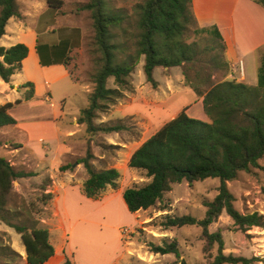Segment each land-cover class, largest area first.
<instances>
[{
    "label": "trees",
    "instance_id": "obj_1",
    "mask_svg": "<svg viewBox=\"0 0 264 264\" xmlns=\"http://www.w3.org/2000/svg\"><path fill=\"white\" fill-rule=\"evenodd\" d=\"M264 9V0H250ZM18 0H0V39L11 18L22 20ZM51 8L58 9L59 0H47ZM91 12L94 28V44L100 53L96 60L97 69L92 76L93 89L88 94L89 106L77 118L78 125L85 126V133L111 132L118 127L95 124L98 112H105L131 89L129 82L133 69L143 57L145 81L153 88L157 82L153 78L155 68L184 67V83L198 97H202V109L208 121L190 118L182 110L174 118L165 122L131 153L127 166L144 172L147 182L132 184L122 192V198L130 213L146 211L161 204L164 194L171 191L174 184L206 179H219L217 195L212 201H203L206 208L203 219L197 220L189 215L164 214L161 225L167 228H181L197 225L201 228L200 240L204 242L202 251L215 255L208 264H253L264 259L245 258L232 253H224L221 230L213 233L208 228L225 213L233 227L241 233L252 228L264 230V215L259 212L240 213L233 207L234 198L227 188V182L235 180L241 172L261 169L258 160L264 155V56L257 70V85L251 86L234 80L212 82L210 73L199 74L196 70L198 46L195 41L188 42L190 34L194 37L208 34L196 28L191 9V0H143L134 8L137 13V29L133 51L127 43L117 42L113 30L123 21L124 13L108 7L106 0H90L82 6ZM127 38V35L125 36ZM223 46L221 45V49ZM60 48V47H56ZM38 50V48H37ZM68 49L60 64L68 65ZM28 49L23 44L9 48L0 45V80L10 84L13 75L21 70V63L27 57ZM220 69H226V62L215 56ZM192 73V75L190 74ZM113 78L115 88L107 87V80ZM76 82V81H75ZM26 89L24 100H30L34 86L27 82L20 89ZM21 100L0 106V129L16 125L9 110L20 104ZM74 137V136H73ZM71 137V138H73ZM93 155L86 152L85 157L76 161L83 164L87 179L82 185V193L88 199H96L107 188H117L119 173L116 169L96 170L91 163ZM71 164L62 165L64 172ZM32 172L15 170L5 159L0 158V221L20 235L25 249L27 264H44L54 254L49 242L48 231L38 227L37 222L23 221V224L10 222L11 216H20L17 211L7 209V203L15 180L32 177ZM44 190V189H42ZM159 211H169L164 204ZM152 254H172L180 258L177 242L162 245L146 244ZM5 251L20 260L14 250ZM180 264H188L180 260ZM63 264H73L66 258Z\"/></svg>",
    "mask_w": 264,
    "mask_h": 264
},
{
    "label": "rangeland",
    "instance_id": "obj_2",
    "mask_svg": "<svg viewBox=\"0 0 264 264\" xmlns=\"http://www.w3.org/2000/svg\"><path fill=\"white\" fill-rule=\"evenodd\" d=\"M22 1L20 0L17 4L20 11L25 14L24 21L19 25H16V21H10L7 25L8 31L14 35L15 33L21 35V40L19 41H24L29 45L35 43L37 37H39L40 41L47 37L52 39V36L56 37L55 40L68 39V65L66 67L71 77L58 80L56 78L58 77L56 69L38 71L36 64L30 57L25 60L24 69H22L21 63V70L12 77L13 80L18 83V86L24 85L27 82L36 83L40 86L39 90L42 93L45 90L51 92L49 96L50 101L46 103V106H48L49 110L62 111L61 117L58 116L55 125L61 132V142L65 141L68 143L71 146V152L74 153L73 156L67 155L64 157L63 165L71 164L69 169H73L72 165L75 163L74 169L78 168L79 165L76 164V161L85 157L86 152L90 151L94 155L91 163L96 170L110 167L115 163V152L121 150L122 144L130 143L138 145L157 128L154 123L156 125L158 123L155 121L158 117L157 108L164 102L161 96V94H165L163 84L167 79L179 80L180 76L184 82L182 75L184 67L169 69L158 67L155 69L153 71V78L157 84L161 83L162 86L153 88L145 81L142 70L143 57H141L139 64L133 69L129 78L131 89L124 91L123 96L113 105H110L105 112H98L97 118L94 121L95 124L118 128L108 133L96 132L92 135H87L85 133V126L80 125L78 133L73 138H66L64 136L66 131L74 128V126L70 125L72 117H79L81 111L89 106L88 94L93 89L92 76L97 69L96 60L101 57L94 44L95 33L91 12L82 8L90 0H59L62 5L58 9L48 7L46 4L47 0H35L34 12L23 9L21 6ZM106 1L108 7L114 10L119 9L124 13L122 23L119 27L114 28L113 32L117 35L116 41L127 43L128 47H130L129 52H132L135 35L138 33L136 25L138 18L134 7L142 3L143 0ZM18 26H21V32L17 30ZM36 28L37 31L35 30ZM201 29L206 30L208 34H200L194 37V35L189 33L190 38L188 40V42L195 41L198 46L199 53L196 70L198 71L199 69L200 75L203 74V71L205 74L210 73L212 82L221 81L224 79L227 69H220L217 63L211 61V59L217 56L218 59L225 63L224 49H221V45L224 48L222 39L214 32L212 27L199 28V30ZM126 35L127 38H125ZM1 42L3 44L8 43L3 40ZM261 53L259 62H261L264 56V49H262ZM190 74L192 75V73ZM28 77L34 79V82L28 80ZM107 87L115 88L113 78L107 80ZM173 90L178 91L179 86H175ZM168 97L171 96L169 95L166 98ZM191 98L193 97L190 94L181 93L174 97L170 103L173 104V109H177L181 105H186L185 107L191 105L192 108L189 114L192 115V113L195 114L197 112L195 115L201 117L199 120L202 119L201 121L207 122L208 120L202 114L201 104L195 105L194 102H189L188 100L192 101ZM35 101L37 103L43 102L38 99H35ZM27 105L25 104L14 111V115L21 118L18 130L17 127H7L0 130V158L8 160L14 156V159L19 161V163H23L22 161H24L22 166L14 167L15 170H23V167L26 166L25 156H27V161H29L30 165L33 166L37 164L38 160L46 159L44 157L48 155V158L49 154L51 155L50 152L43 150V145L51 146L49 142L30 144L25 133L22 132V128L34 126V124L42 121L38 119V116H31L32 114H28V111L24 112L29 106ZM46 122L48 123L42 126L51 129L53 122L47 120ZM17 144L23 147L18 148L15 154L11 155L9 153L13 149L11 147L17 146ZM4 145L7 146L4 147ZM32 151H34L33 154L30 153ZM99 157H102V159ZM258 165L264 167V155L258 160ZM80 170L81 173L79 172L77 175L86 177L87 173L83 164H81ZM130 171H133V175H130ZM57 175H61L60 170ZM146 182L144 172L127 169L118 185L129 187L132 184H137L140 186ZM219 184V179H206L194 182L191 186H188L185 182L174 184L171 187V191L164 194L162 203L158 204L156 208L136 213L135 217L138 219L137 226L133 227V229H127L128 231L123 236L124 243L129 244L132 242L133 247L132 253H128L129 257L125 264H179V260H184L188 264H208L216 252L214 249L210 254L203 253L204 242L200 240V227L193 225L165 229L161 225V218L164 214L168 213L177 216L189 215L197 220L203 219L206 208L202 202L212 201L216 197ZM51 185V180L48 178L37 180L28 177L15 180L12 183V191L7 203V209L17 211L20 216H11L10 222L13 224H23V221L29 220V223L33 221L37 222L38 227H50L53 229L54 221H48L53 213L50 209L53 204V196L44 192L45 189H48L47 186ZM227 188L234 198L233 207L235 210L243 214L259 212L264 215L263 170L251 169V172L248 173L241 172L235 180L227 182ZM65 203L67 208H75L74 198H66ZM164 204L169 205V211L158 210ZM62 205L63 203L61 202L59 207ZM82 212L83 210H76L73 214L70 213V222L81 225L82 221L80 220L83 219L84 215ZM113 216L116 217L115 219L111 218L114 221H130V218L127 216L116 214ZM65 223L70 224L68 220H65ZM219 229L223 237L225 254L233 253L234 249L238 248L240 250L239 256L264 259V252L254 249L249 252L243 248L245 246L247 248L250 247V245L247 246L249 237L245 236V234L252 233L237 231L233 227L231 219L225 213L221 215L216 223L211 224L208 228L211 233ZM255 232H257L256 229ZM52 240L55 241V238L53 237ZM164 240L167 242H177L180 254L179 259L172 254L158 255L149 252L146 244L162 245ZM16 241L18 242L16 247H19L22 243L20 235L0 221V264H19V259L13 258L11 254L5 251L7 247L14 250ZM253 264L264 263L255 262Z\"/></svg>",
    "mask_w": 264,
    "mask_h": 264
},
{
    "label": "crops",
    "instance_id": "obj_3",
    "mask_svg": "<svg viewBox=\"0 0 264 264\" xmlns=\"http://www.w3.org/2000/svg\"><path fill=\"white\" fill-rule=\"evenodd\" d=\"M19 1L20 0H18V2ZM191 2V9L195 17L196 27L198 29L212 27L214 32L222 39L226 58L225 62L227 64V71L222 80H234L235 82L251 86L257 85V70L260 63L259 56L262 54V49H264V9L250 0H191ZM34 5L35 0H23L21 3L23 9L31 10L32 12L35 11ZM20 13L23 16L22 20L11 18L7 22V25L10 21H16V25L22 23L25 14H23L22 11H20ZM7 25L5 27V34L0 39V45L6 49L16 43H23L27 46L28 54L22 61V69H24L25 60L31 57L38 71L56 69L55 71L58 74L56 78L58 80L71 77L67 67L59 63L60 60L63 59L66 49L69 50L68 39L55 40L56 37L52 36V39L47 37L40 41L39 37H37L36 42L29 45L24 41H19L21 40V35L10 33ZM17 30L21 32V26H18ZM35 30L37 31V28ZM2 40L8 43L3 44L1 42ZM240 61L243 65V75L239 74L237 67ZM178 79L179 80L167 79L163 84L165 94H161V96L164 102L157 108L158 117L155 121L158 123L157 125L154 123L157 128H155L151 134L165 122L174 118L182 110H185L186 115L190 118L198 120L201 118L195 115L197 112H195V114L192 113V115L189 114L192 108L191 105L187 107H185L186 105H181L177 107V109H173V104L170 102L181 93L190 94L193 98H191L192 101H188L194 102L195 105L201 104L202 109V97H198L193 90L184 85L181 76ZM28 80L34 82V79H30L29 77ZM177 85L179 86V90L174 91L173 89ZM33 86V97L30 100H24L23 94L26 92V89L23 88L18 90V83H16L13 78L10 84H6L0 80V106L6 103H13L22 98L20 104L9 110V114L17 122L15 126L9 127H17L18 130L21 118L14 115V111L28 104L29 106L27 105L28 108L24 112L28 111V114H32L31 116H38V119L42 120L34 124V126L28 128L21 127L22 132L25 133L28 139V143L38 144L40 142H49L51 144L50 147L43 145V150L51 153L48 158L47 155L44 157L46 159L38 160L36 165L31 166L29 161H27V156H25L26 166H24L26 168L23 167L24 171L34 174V176L29 178L37 180L48 178L52 183L51 186H47L48 189H45L46 191L44 190V192L53 196V204L50 208L53 213L48 221H54V228H41H45L48 231L49 242L54 249V254L44 264H63L66 258L70 259L73 264H125L129 257L128 253H132L133 247L132 242L129 244L124 243L123 236L128 231L127 229H133V227L137 226L138 219L135 217V214L139 211L135 213H130L128 211L122 198V192L126 187L124 185L120 186L118 183L122 180V176L126 173L127 169L133 170L127 166L131 153L151 134L138 145L130 143L121 145V150L115 152V163L106 168H113L118 171L119 179L117 181V188L112 189L107 187L98 198L88 199L82 193V185L87 179V176L82 177L77 175V173L81 171V164H78L79 167L74 169V163L72 165L73 169H68L61 172V175H57L59 174L60 167L63 165L64 157L67 155L73 156L74 153L71 152L72 149L68 143L65 141L61 142V132L55 125L58 116L61 117L62 111L57 112L49 110L48 106H46V103L50 101L49 96L51 92L45 90L44 93H42L39 90L40 86L36 83H34ZM159 86H162L161 83L157 84L156 87ZM169 95L172 98H166ZM35 99L43 102L37 103ZM24 102L25 104H23ZM43 103L45 104L43 105ZM202 114L205 116V119L208 120L203 109ZM77 118V116L72 117L70 125L74 126V128L66 131L64 134L66 138L73 137L78 133L80 125L77 124ZM46 120L53 122L51 129L42 126L48 123ZM6 146L7 145H4V147ZM22 147V145L17 144V146L11 147L13 149L10 150L9 153L14 155L17 149ZM30 153L33 154L34 151ZM99 158L102 159V157ZM7 161L13 167L22 166L24 163V161H22L23 163L16 161L14 156ZM130 175H133V171H130ZM68 197L70 199L74 198L76 204L74 209L66 207L65 202ZM61 202L63 205L59 207ZM76 210H83L82 213L84 215L82 217L83 219L80 220L82 221L81 225L70 222L71 214L76 212ZM114 214L127 216L130 218V221L123 222L121 220H111V218H116L113 216ZM65 220H68L70 224H66ZM252 229L253 230L246 232H251L252 234H245V236L249 237L247 246L250 245V247L247 248L245 246L243 248L245 250L247 249L249 252L253 249L264 252V230L259 228ZM255 229L257 232H255ZM53 237L55 241L52 240ZM17 243L16 241L13 249L20 256L19 264H27L24 246L21 243L19 247H16ZM239 253L240 250L237 248L234 249L232 254L239 256Z\"/></svg>",
    "mask_w": 264,
    "mask_h": 264
},
{
    "label": "built area",
    "instance_id": "obj_4",
    "mask_svg": "<svg viewBox=\"0 0 264 264\" xmlns=\"http://www.w3.org/2000/svg\"><path fill=\"white\" fill-rule=\"evenodd\" d=\"M237 67H238L239 74L240 75H243V65H242V62L241 61L238 62Z\"/></svg>",
    "mask_w": 264,
    "mask_h": 264
}]
</instances>
